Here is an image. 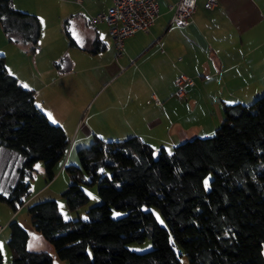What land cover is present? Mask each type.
Returning <instances> with one entry per match:
<instances>
[{"label": "trees", "instance_id": "16d2710c", "mask_svg": "<svg viewBox=\"0 0 264 264\" xmlns=\"http://www.w3.org/2000/svg\"><path fill=\"white\" fill-rule=\"evenodd\" d=\"M0 23L11 42L38 53L42 31L36 15L0 0ZM103 49L99 43L92 52ZM223 115L214 136L185 140L172 153L157 152L138 136L97 138L79 148V166L65 168L70 183L62 196L77 212L90 200L84 187L98 184L102 203L88 208L87 220H66L52 199L31 203L33 231L66 264H180L183 255L189 264H264V93L249 105L225 106ZM69 148L64 129L38 108L34 93L7 71L0 55V152L21 159L12 184L0 188V202L17 213L31 197L37 163L51 182ZM7 227L11 264H54L50 252L28 249L30 234L22 224L13 219ZM147 239L153 243L147 252L128 247Z\"/></svg>", "mask_w": 264, "mask_h": 264}, {"label": "crops", "instance_id": "0c3cea01", "mask_svg": "<svg viewBox=\"0 0 264 264\" xmlns=\"http://www.w3.org/2000/svg\"><path fill=\"white\" fill-rule=\"evenodd\" d=\"M12 1L17 10L39 18L26 4L30 0ZM178 1L159 0L156 24L149 32L126 39L120 58L108 25H88L91 16L111 7L110 0L67 2L60 18L68 21L72 40L65 30L49 39L41 34L35 55L11 42L0 23V55L5 57L7 71L27 85L38 108L70 139L67 157L57 166L59 176L76 160L78 149L97 138L111 142L138 136L155 151L169 153L210 125L216 127L224 118L225 106L248 104L264 93V0H216L213 9L206 8L209 0H197L192 23L183 29L170 23ZM99 43L104 49L93 53ZM181 74L198 82L188 87L185 100L178 99H206L208 114L198 123L187 125L171 114L174 99L170 97L175 96V79ZM191 104L196 111L198 102ZM1 176L5 189L12 184V176ZM44 187L34 188L17 213L7 209L2 223L8 225L29 204L44 197L49 190L44 192ZM28 232L29 250L49 252L43 241L42 250L31 249Z\"/></svg>", "mask_w": 264, "mask_h": 264}, {"label": "rangeland", "instance_id": "374dc122", "mask_svg": "<svg viewBox=\"0 0 264 264\" xmlns=\"http://www.w3.org/2000/svg\"><path fill=\"white\" fill-rule=\"evenodd\" d=\"M69 1L71 0H30L29 2H26V4L30 6V8H32L31 10L39 14L38 16L41 24L42 38L48 37L49 39L50 36L52 37L55 33H58L60 30L64 31V20L61 19L60 17L62 16L61 12L65 11L64 9H66L65 4ZM41 21H43V23H41ZM59 24L60 27L58 26ZM197 82L198 80L196 81V83ZM171 99H174V102L171 105L172 106L171 114L174 115L175 117L178 116V118H181L182 120L187 122L186 123L187 125H190L191 122L198 123V121L204 119L205 116H207L208 114L206 99L204 96H198V97L192 96L189 99V101H181L176 97V95L170 97V100ZM255 100L256 99L250 101L248 105L253 103ZM191 102H193L194 104L195 102H198V106H197L198 109L196 111L193 110L194 105H192ZM213 108L216 111V107ZM216 116L219 118L217 113ZM222 122L223 119L218 121V125L216 127H212L210 125L211 127L209 126L208 128H206L207 129L206 132L201 133V135L195 137L208 138L214 136L216 129L222 125ZM192 138L194 137H191V139ZM91 144L92 143L87 145V147L91 146ZM172 152L173 150L171 149L169 153ZM20 161H21L20 157L14 153L5 152V151L0 152V176H1V172L4 171L5 176H7V174L10 173L13 180L14 168H16V166L19 165ZM69 164L79 166L78 155L76 156V160L74 162L71 161ZM5 176L3 175L1 177H5ZM1 183L4 184V181H1ZM2 184H0L1 189L4 188V185ZM51 185L52 183L48 181L44 173V164L42 162L37 163L36 174L34 179L31 181V195L33 196L34 188L39 189L45 186L44 192L46 191L47 188L49 190H47V192H45V194L42 195L44 197H39L34 202L50 200V199L55 200L58 203L60 212L62 213V215L66 220H76L79 217L83 220H87L86 211L88 210V208L92 206L100 205L102 203V200L98 194V184L91 187H84L85 192L88 194L90 198L89 203L85 207L78 210L77 212H71L67 207L65 198L62 196L63 192L69 186V175L67 171L64 170L62 175L59 176V171L56 169L55 183L52 186ZM7 209L10 211L11 208H9L7 204L0 202V227H3V230L0 232V245H2L1 251L3 254L4 264H11L12 253L7 243L10 238V230L7 227L8 225H4V223H2L5 218V211L7 212ZM27 209L28 208L22 210L15 220L21 223L25 228H28L29 230L28 229L27 230L31 232L32 235V242L30 246L31 249L42 250L43 248L42 243L44 242L45 245L49 247V252L54 258V264H66L64 261L58 259L51 246L39 234L33 231L30 225V218L27 214ZM150 210L154 213L158 223L161 226L166 227V222L163 216L161 215L160 211L154 207L150 208ZM113 214L114 216L119 217L123 214V212L114 211ZM128 247L133 252L144 253L153 248V243L150 239H147L144 243L141 244L132 243ZM175 248L180 255V253H182V249L176 244H175ZM180 264H189L188 259L185 257V255L180 257Z\"/></svg>", "mask_w": 264, "mask_h": 264}, {"label": "built area", "instance_id": "2783aa9c", "mask_svg": "<svg viewBox=\"0 0 264 264\" xmlns=\"http://www.w3.org/2000/svg\"><path fill=\"white\" fill-rule=\"evenodd\" d=\"M111 7L103 13L91 16L88 19L89 26L99 23H106L109 27L110 36L114 42L116 56L120 58L123 53L125 40L139 32L147 33L156 24L159 18V0H110ZM81 2V0H77ZM216 0H209L206 3L207 9H213ZM197 0H179L173 6L171 25L183 29L192 23ZM193 78L181 74L175 79V95L181 100L187 98L188 87L195 86ZM154 102L161 104L157 97ZM3 230L0 227V232Z\"/></svg>", "mask_w": 264, "mask_h": 264}, {"label": "snow or ice", "instance_id": "6c2138e0", "mask_svg": "<svg viewBox=\"0 0 264 264\" xmlns=\"http://www.w3.org/2000/svg\"><path fill=\"white\" fill-rule=\"evenodd\" d=\"M41 23H43V21H41ZM25 87H27V85H25ZM205 186L207 187V185H208V181L207 180H205ZM0 248H2V245H0Z\"/></svg>", "mask_w": 264, "mask_h": 264}]
</instances>
